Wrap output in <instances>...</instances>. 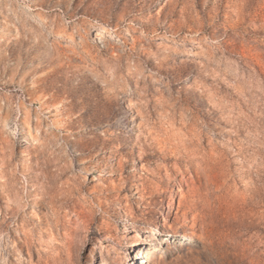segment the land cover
I'll return each mask as SVG.
<instances>
[{"label":"rangeland","instance_id":"obj_1","mask_svg":"<svg viewBox=\"0 0 264 264\" xmlns=\"http://www.w3.org/2000/svg\"><path fill=\"white\" fill-rule=\"evenodd\" d=\"M0 264H264V0H0Z\"/></svg>","mask_w":264,"mask_h":264},{"label":"bare ground","instance_id":"obj_2","mask_svg":"<svg viewBox=\"0 0 264 264\" xmlns=\"http://www.w3.org/2000/svg\"><path fill=\"white\" fill-rule=\"evenodd\" d=\"M152 250H153V253L149 254L147 259H152L154 257V255L156 254L157 248H153Z\"/></svg>","mask_w":264,"mask_h":264}]
</instances>
